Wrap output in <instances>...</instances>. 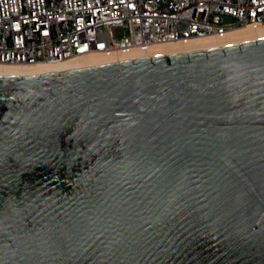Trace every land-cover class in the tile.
Returning <instances> with one entry per match:
<instances>
[{
  "label": "water",
  "instance_id": "1",
  "mask_svg": "<svg viewBox=\"0 0 264 264\" xmlns=\"http://www.w3.org/2000/svg\"><path fill=\"white\" fill-rule=\"evenodd\" d=\"M0 264H264V37L0 75Z\"/></svg>",
  "mask_w": 264,
  "mask_h": 264
},
{
  "label": "built area",
  "instance_id": "2",
  "mask_svg": "<svg viewBox=\"0 0 264 264\" xmlns=\"http://www.w3.org/2000/svg\"><path fill=\"white\" fill-rule=\"evenodd\" d=\"M242 27H264V0H0V63L120 62Z\"/></svg>",
  "mask_w": 264,
  "mask_h": 264
},
{
  "label": "bare ground",
  "instance_id": "3",
  "mask_svg": "<svg viewBox=\"0 0 264 264\" xmlns=\"http://www.w3.org/2000/svg\"><path fill=\"white\" fill-rule=\"evenodd\" d=\"M264 37V27L253 30L249 27L237 28L219 36H209L200 39L184 41H172L159 43L153 46V53L175 54L180 52H191L194 50H205L212 47L226 46ZM148 56V55H147ZM126 58H132L128 56ZM108 62L100 56L88 55L81 58H69L54 63H0V75H35L48 72H59L88 66L100 65Z\"/></svg>",
  "mask_w": 264,
  "mask_h": 264
}]
</instances>
